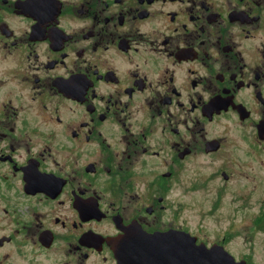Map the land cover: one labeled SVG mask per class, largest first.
<instances>
[{"label": "flooded vegetation", "instance_id": "obj_1", "mask_svg": "<svg viewBox=\"0 0 264 264\" xmlns=\"http://www.w3.org/2000/svg\"><path fill=\"white\" fill-rule=\"evenodd\" d=\"M260 152L264 0H0V264H119L179 231L254 264L178 199L196 163L228 181Z\"/></svg>", "mask_w": 264, "mask_h": 264}, {"label": "rangeland", "instance_id": "obj_2", "mask_svg": "<svg viewBox=\"0 0 264 264\" xmlns=\"http://www.w3.org/2000/svg\"><path fill=\"white\" fill-rule=\"evenodd\" d=\"M243 161L228 181L219 172L211 173L216 164L196 163L193 174L182 175L179 224L209 245L224 240L237 256L264 264V227H253L256 215L264 211V152Z\"/></svg>", "mask_w": 264, "mask_h": 264}, {"label": "water", "instance_id": "obj_3", "mask_svg": "<svg viewBox=\"0 0 264 264\" xmlns=\"http://www.w3.org/2000/svg\"><path fill=\"white\" fill-rule=\"evenodd\" d=\"M156 240L162 243L156 251L118 253L119 264H245L236 262L223 246L213 244L207 248L203 242L197 244V238L186 232H169L148 238L149 242L156 243Z\"/></svg>", "mask_w": 264, "mask_h": 264}]
</instances>
